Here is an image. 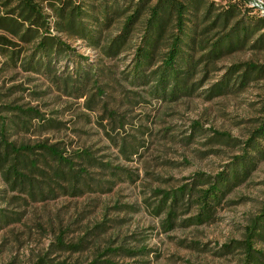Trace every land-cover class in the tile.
Segmentation results:
<instances>
[{
    "label": "rangeland",
    "instance_id": "rangeland-1",
    "mask_svg": "<svg viewBox=\"0 0 264 264\" xmlns=\"http://www.w3.org/2000/svg\"><path fill=\"white\" fill-rule=\"evenodd\" d=\"M256 1L264 3V0ZM148 2L153 6L156 0ZM178 4L186 8L185 16L198 25L209 14L213 18L227 11L233 15L231 25L257 17L255 13L264 16L262 12L249 11L248 0L246 3L244 0H171L170 5H164V10L168 6L165 12H173L171 5ZM45 13L50 10L45 9ZM125 17L115 19L105 36H115ZM146 18L147 14L140 17L130 34V42L118 57L111 59L79 41L74 43L79 54L102 60L108 78H118L117 82L100 79L99 85L106 93L92 111L82 105L83 99L65 95L41 75L22 67L0 71L1 108H33L44 118L63 124L60 130L44 132L18 127L7 134L9 141L32 145L47 139L50 143H60L70 153L87 149L95 158L110 161L111 166L129 175V178L124 174L112 178L107 171L88 168L90 176L103 181L105 187L103 191H88L80 196L58 192L45 199L31 200L25 199L24 194L7 191L6 200H0V208L7 216L0 223V264L61 261L86 264L104 249L119 245L134 249L146 247L151 251L144 259L148 264H234V257L220 256L217 252L229 240L241 239L247 218L264 199V160L258 163L250 178L232 191L228 204L218 210L210 223L164 231L163 216H154L147 204L156 199L153 191L177 188L190 182L195 174H217L240 154L239 149L225 141L229 138L230 143L245 142L262 118L264 73L219 95L211 94L210 90L227 77L231 84L246 64L264 67V49L251 48L256 34L244 46L226 50L214 59L202 60L192 79L197 85L192 95L175 101H156L146 97L142 87L129 86L122 79L134 46L145 31ZM220 33V28L211 30L207 34L212 38L210 42ZM207 51L198 49L194 58ZM3 59L0 56V61ZM235 66L242 70L233 74ZM0 114L9 117L17 112L6 109ZM114 119L120 120L124 127H119L120 123L114 125ZM31 124L36 126L37 122ZM219 134L225 136L220 138ZM124 142L127 149L134 142L142 147L134 146L137 153L125 155L121 151ZM3 188L0 178V191ZM191 215L180 217L178 222ZM60 237L63 246L58 244ZM77 244L79 249L69 248ZM116 261L135 264L137 259L118 257Z\"/></svg>",
    "mask_w": 264,
    "mask_h": 264
},
{
    "label": "trees",
    "instance_id": "trees-1",
    "mask_svg": "<svg viewBox=\"0 0 264 264\" xmlns=\"http://www.w3.org/2000/svg\"><path fill=\"white\" fill-rule=\"evenodd\" d=\"M148 1L0 0V30L3 33L0 34V56L4 58L0 61L3 67L0 71L22 67L25 71L41 75L65 95L83 99L82 105L92 111L106 93L99 85L100 79L117 82L118 78H108L102 60L79 54L74 43L79 41L111 59L118 57L127 47L130 34L144 14H147L145 31L134 46L132 59L122 79L129 86L142 87L146 97L156 101H175L192 95L197 87L192 79L202 60L214 59L226 50L244 46L256 34L251 48L264 49V16L250 7L249 11L257 17L247 18L246 22L238 20L231 25L233 15L227 11L213 18L211 14L204 18L205 14L198 25L185 16L187 11L182 4L171 5L173 12H165L168 6L164 10V5H170L171 0H156L153 6ZM45 9L50 13H45ZM124 15L126 17L118 33L111 38L105 36L106 29L115 19ZM217 28L222 29V33L210 42L212 38L207 34ZM198 49L208 51L195 59ZM241 70L235 66L233 74ZM263 73L264 67L246 64L241 75L235 77L231 84L228 77L214 84L211 94H222L234 86L238 88ZM90 85L91 89L95 88L93 92ZM6 109L17 114L9 117L0 114V178L4 185L0 200H6L7 191L24 194L25 199L31 200L45 199L58 192L80 196L88 191H103L104 182L90 176L88 168L91 167L107 171L112 178L120 174L129 176L125 170L111 166L110 161L95 158L87 149L70 153L65 147H60V143H50L47 139L32 145L9 141L7 134L18 127L44 132L60 130L63 124L44 118L33 108L3 106L0 113ZM261 111L262 118L245 142L230 143L229 138L225 141L239 149L240 154L223 170L211 176L195 174L190 182L177 188L153 191L156 199L147 206L151 207L150 212L154 216H163L164 231H172L177 226L212 222L218 210L228 204L232 191L250 178L258 163L264 160V105ZM33 121L37 122L36 126L31 124ZM119 121L114 119L113 124L120 123L118 126L124 127ZM224 136L219 134L220 138ZM134 143L128 144L127 149L124 142L121 151L129 156L136 154L134 146L141 148L142 144ZM110 184L112 186L113 182ZM187 214L192 215L178 222ZM6 219L4 210L0 208V223ZM58 244L64 245L62 237ZM79 247L77 244L69 248L76 250ZM150 252L146 247H108L86 264H123L116 261L118 257H136L135 264H148L144 259ZM217 254L234 257V264H264V199L257 211L247 218L241 239L229 240L220 246ZM56 264L71 263L61 261Z\"/></svg>",
    "mask_w": 264,
    "mask_h": 264
},
{
    "label": "built area",
    "instance_id": "built-area-1",
    "mask_svg": "<svg viewBox=\"0 0 264 264\" xmlns=\"http://www.w3.org/2000/svg\"><path fill=\"white\" fill-rule=\"evenodd\" d=\"M248 7L252 8L254 12L264 13V3L256 0H248Z\"/></svg>",
    "mask_w": 264,
    "mask_h": 264
}]
</instances>
